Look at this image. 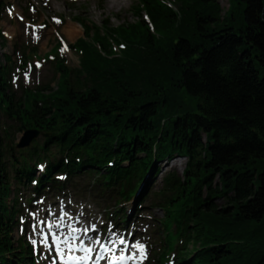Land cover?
I'll return each instance as SVG.
<instances>
[{"label":"trees","instance_id":"16d2710c","mask_svg":"<svg viewBox=\"0 0 264 264\" xmlns=\"http://www.w3.org/2000/svg\"><path fill=\"white\" fill-rule=\"evenodd\" d=\"M228 2L136 0L135 19L115 26L77 16L79 65L57 42L56 87L17 96L11 57L0 56V119L47 135L17 149L0 121V264L35 262L31 244L12 236L24 205L87 175L101 202L164 210L175 242L165 233L151 264H264V0ZM179 156L182 173L149 188L157 161Z\"/></svg>","mask_w":264,"mask_h":264},{"label":"rangeland","instance_id":"374dc122","mask_svg":"<svg viewBox=\"0 0 264 264\" xmlns=\"http://www.w3.org/2000/svg\"><path fill=\"white\" fill-rule=\"evenodd\" d=\"M2 1L4 7L0 10V31L6 40L3 43L0 39V56L2 63H6L5 54L11 57L12 90L17 96L22 93L24 87L32 88L46 83L56 87L57 76L50 59L55 53L54 46L57 42H59L56 47L57 52L65 58L66 64L71 67L79 65V54L69 47L83 35L82 26L76 20L77 16L87 19L88 23L97 22L101 25L102 21H105L104 23L109 26L132 22L135 19L136 0H126L125 4L114 7L108 6V0ZM220 4L223 10L229 6L228 0H220ZM70 28L73 31H69ZM27 53L30 59L27 64H23L22 57ZM0 121L3 127L6 126L9 129L10 137L7 142L9 144L18 143L24 131L19 130L18 125L7 117L1 116ZM40 136L45 138L47 135L43 133ZM40 136L35 139H39ZM13 154L18 156L17 152ZM185 164L186 158L180 156L157 161L160 171L150 176L151 186L149 188L153 191L160 189L165 173L171 169L182 173ZM43 168L44 164H40L36 175L40 174ZM90 178V175L78 178L74 185L68 183L65 190L58 191V194L49 192L43 199L35 197L30 201L31 203L24 205V218L19 216V224L15 225L12 232L13 239L24 237L32 245V256L39 258L37 264H51L52 255L48 253L50 242H45L44 236L49 232L48 224L60 221L59 217L63 214L72 220L77 218L84 222L83 229L86 232L92 229L91 239L98 240L96 242L98 246L110 233L116 235L115 239L124 238L127 245L130 240L138 237L137 243L142 247L136 260L131 264L153 263L156 256L163 250L165 241L166 232L161 223L164 210L151 200L139 205L136 198L118 207L114 206V201L101 202L92 195V191H87ZM22 192L25 196L28 193L27 190ZM214 203L220 206L225 205L226 201L224 198H215ZM107 204L110 208L105 207ZM118 215H125L126 222L117 217ZM40 221H44V224L41 225ZM33 225L37 227L34 229ZM66 228L59 229L61 233L68 234ZM167 233L171 244H174L173 233L169 231ZM178 252V250L175 252L176 255ZM117 253L119 256L125 254V252L121 253V248ZM171 259L173 257L167 264H172Z\"/></svg>","mask_w":264,"mask_h":264},{"label":"bare ground","instance_id":"6f19581e","mask_svg":"<svg viewBox=\"0 0 264 264\" xmlns=\"http://www.w3.org/2000/svg\"><path fill=\"white\" fill-rule=\"evenodd\" d=\"M107 3H108L109 7H114L116 5L125 4L126 0H108ZM69 31H73V30L70 28ZM59 218H60V221L62 223L61 222H59V223L53 222V223H51L53 225L52 228H54L57 231H59L58 229L63 227V226L67 227V226H70L72 224H75V225H72V226H77V228H72L73 231L75 233H77V234L84 235L86 237V239L89 241V245L90 244H92V245L95 244L94 240H92L91 243H90V236L89 235H91L93 230H90L89 232L86 233L84 231V229H83V226L85 225L84 222H82L81 220H79L77 218L72 220V219H70L68 217H65L63 214H61V216ZM74 221H75V223H74ZM60 224H62V225L59 226ZM68 236H66V237H68ZM114 237H116L115 234H112V233L108 234V236L106 238V241H105V243H106L105 247L106 248L103 247V246L100 248L101 256L102 257H106V250H108V247L115 248V247H119V245H121L122 249H126L127 250L126 256L123 259H127L129 263L135 261V257L140 253V248H141V246L138 245V243H137L138 237H135L132 240V242H130L128 245L125 244L124 238L119 240V238L115 239ZM121 241H123V243H121Z\"/></svg>","mask_w":264,"mask_h":264},{"label":"snow or ice","instance_id":"6c2138e0","mask_svg":"<svg viewBox=\"0 0 264 264\" xmlns=\"http://www.w3.org/2000/svg\"><path fill=\"white\" fill-rule=\"evenodd\" d=\"M40 224L41 225H43L44 224V221H40ZM37 226L36 225H33V228L35 229ZM48 227L49 228H52V224H48ZM47 239H48V237H47V235H45L44 236V240H45V242L47 241ZM53 239L54 240H59V237H57V236H55V234H53ZM73 239H75V237L73 238ZM65 242H67V241H65ZM121 243H123V241H121ZM72 245H69V251H72ZM142 247V246H141ZM57 252L58 253H61L62 252V249H60L59 247H57ZM82 251H85V252H92L93 251V249H91V248H82L81 249ZM88 259H90V257H87ZM84 259H86V257H79V256H69L68 257V261L69 262H75V264H80V262L82 261V260H84Z\"/></svg>","mask_w":264,"mask_h":264},{"label":"water","instance_id":"95a60500","mask_svg":"<svg viewBox=\"0 0 264 264\" xmlns=\"http://www.w3.org/2000/svg\"><path fill=\"white\" fill-rule=\"evenodd\" d=\"M39 135L38 130L28 129L24 132L23 136L21 137L20 141L17 143L18 148L28 146L32 139Z\"/></svg>","mask_w":264,"mask_h":264}]
</instances>
